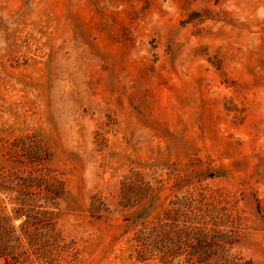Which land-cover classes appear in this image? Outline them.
Wrapping results in <instances>:
<instances>
[{
	"label": "rangeland",
	"instance_id": "obj_1",
	"mask_svg": "<svg viewBox=\"0 0 264 264\" xmlns=\"http://www.w3.org/2000/svg\"><path fill=\"white\" fill-rule=\"evenodd\" d=\"M29 140L1 263L264 264V0H0V163Z\"/></svg>",
	"mask_w": 264,
	"mask_h": 264
},
{
	"label": "trees",
	"instance_id": "obj_2",
	"mask_svg": "<svg viewBox=\"0 0 264 264\" xmlns=\"http://www.w3.org/2000/svg\"><path fill=\"white\" fill-rule=\"evenodd\" d=\"M3 154L8 157L7 160L10 163H0V186L14 184L15 187L21 186L29 183H47L49 179H53V177L49 173V168L46 164V155L42 148L35 141H13L10 144ZM14 187V188H15ZM19 190V193L25 190ZM19 195V194H18ZM17 203V207L15 211L20 212L22 207L27 203V199H23L22 197H17L15 199ZM9 230L5 229V236L8 235ZM19 237H14L13 246L14 250H9L6 254L10 255L12 264H19V252L15 250H19ZM4 250V248H3ZM209 250V246H205L204 251L201 253H206ZM214 253L220 256V261L217 264H248V263H237L234 261L235 258L227 257L225 244L223 241H220L215 244ZM0 264H11L8 260H5L4 263Z\"/></svg>",
	"mask_w": 264,
	"mask_h": 264
}]
</instances>
